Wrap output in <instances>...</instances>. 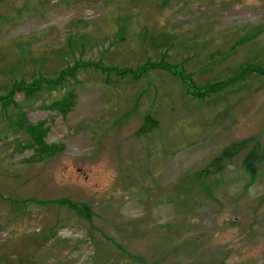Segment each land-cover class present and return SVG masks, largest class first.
I'll return each instance as SVG.
<instances>
[{
  "label": "rangeland",
  "instance_id": "rangeland-1",
  "mask_svg": "<svg viewBox=\"0 0 264 264\" xmlns=\"http://www.w3.org/2000/svg\"><path fill=\"white\" fill-rule=\"evenodd\" d=\"M164 62L197 86L264 64V0H0V95L40 83L0 102V264H264V74L202 99ZM242 139L253 175L243 150L188 185Z\"/></svg>",
  "mask_w": 264,
  "mask_h": 264
},
{
  "label": "trees",
  "instance_id": "trees-1",
  "mask_svg": "<svg viewBox=\"0 0 264 264\" xmlns=\"http://www.w3.org/2000/svg\"><path fill=\"white\" fill-rule=\"evenodd\" d=\"M120 20V19H118ZM128 18H122L119 23H118V30H117V38L119 40H125L127 39V27L129 25ZM145 33L142 32V30L137 33V39L140 41H143L145 37ZM116 38V39H117ZM117 39V40H118ZM165 55V54H164ZM163 55V56H164ZM163 62V61H161ZM165 63V62H164ZM148 65L153 66L152 63L147 62ZM173 66V65H172ZM172 66H170L168 63H165L163 65L164 69L168 70L171 72L172 75L176 76L182 84L186 87L187 91L190 92L191 94L197 96L199 95L202 99L205 98L208 95L211 94H217L221 90H223L226 85L232 84L233 82L239 81L243 79L247 74H249L252 71L258 72V74H264V64L262 63H246L244 66L238 68L235 70L233 74H231L226 80L219 81V82H210L206 83L203 86H197L196 84L193 85V82L191 81L190 77L188 78L189 75H184L179 69H174ZM146 65L140 66L138 69L132 70L131 68H115L114 66L112 67H105L104 69H112L115 71V74L118 75L119 77H124L127 75L134 74L135 72H140V71H145L146 70ZM114 68V69H113ZM76 68L73 66L68 69H61V71L58 73L59 76L57 77L58 80L54 81L53 78H43V81H46V83L49 85L52 82H57L59 80H62L67 74H69L70 77H73L75 74ZM111 72V71H108ZM132 77V76H131ZM38 80V79H37ZM23 83V82H22ZM25 85V84H24ZM35 86L36 83H33L32 85H25V86H19L18 83L13 82L11 83L10 87L6 89L5 93L3 95H0V102L8 101L10 100L11 96L13 95L14 92L16 91H22L24 90L26 92V87L31 88V86ZM35 90H39L40 83H38V87L35 86ZM68 102V100H67ZM54 104H58L57 102H54ZM23 128H25V125H22ZM158 128V120L153 118L151 115L146 114L143 117L142 124L136 129L135 131V136L136 137H145L147 138L150 135V132L157 130ZM30 135L36 133V128H25ZM32 129V130H31ZM248 140L247 139H242L236 142H232L229 145L223 147L219 154L215 155L210 162L201 169L199 172L194 174V176L189 180L190 185L194 180L197 181L201 186H204L205 178L216 175L219 171L222 170L223 165L230 161L232 158L240 154L243 150L244 155L242 156V166L243 168L248 171L251 175L254 174L255 171V166L256 163L259 161L261 155H260V147L258 143L253 144L251 147L248 148ZM59 152V147L56 145H48L44 144L40 139L38 140V150H37V160H40L44 157H53L56 153ZM64 202L67 200L64 199ZM73 207H75L73 204H71ZM87 209V206H84ZM76 208V207H75ZM85 215V214H84Z\"/></svg>",
  "mask_w": 264,
  "mask_h": 264
}]
</instances>
